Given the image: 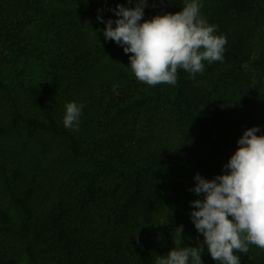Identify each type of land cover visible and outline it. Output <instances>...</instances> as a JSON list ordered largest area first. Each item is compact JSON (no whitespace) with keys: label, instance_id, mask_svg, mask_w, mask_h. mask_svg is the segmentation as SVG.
<instances>
[{"label":"trees","instance_id":"1","mask_svg":"<svg viewBox=\"0 0 264 264\" xmlns=\"http://www.w3.org/2000/svg\"><path fill=\"white\" fill-rule=\"evenodd\" d=\"M46 2L0 0V264H156L176 239L198 246L194 176L224 174L246 129L264 135V0H198L227 38L223 62L155 87L134 77L124 51L110 78L100 74L110 43L87 44L76 19L114 21L110 9L135 0ZM189 2L148 0L143 20ZM40 15L54 30L34 48ZM32 58L41 81L17 66ZM70 102L82 105L78 131L63 126ZM234 254L264 264L254 245ZM201 259L217 264L206 246Z\"/></svg>","mask_w":264,"mask_h":264},{"label":"clouds","instance_id":"2","mask_svg":"<svg viewBox=\"0 0 264 264\" xmlns=\"http://www.w3.org/2000/svg\"><path fill=\"white\" fill-rule=\"evenodd\" d=\"M135 5L117 4L110 9L117 19L103 21V35L131 54V73L138 81L152 87L174 86L178 69L194 79L204 72V61L223 62L227 38L214 34L217 26L201 16L198 0L186 3L179 12L148 20H143L148 0H135ZM81 112L82 105L67 103L63 126L78 131ZM259 131L253 126L243 132L238 148L224 165V174L211 180L199 173L194 176L196 184L190 191L203 199L190 202L194 209L190 218L204 239L196 247L183 248L176 239V247L159 256L156 264H203L205 246L217 264H241L234 253L247 254L249 245L264 250V135H257ZM176 228L177 236H182L183 226Z\"/></svg>","mask_w":264,"mask_h":264},{"label":"rangeland","instance_id":"3","mask_svg":"<svg viewBox=\"0 0 264 264\" xmlns=\"http://www.w3.org/2000/svg\"><path fill=\"white\" fill-rule=\"evenodd\" d=\"M54 1V3H45L47 9L56 10L60 7V4L57 3L56 0ZM107 2L111 8L115 7V5H112L113 0H107ZM76 19L77 21H79L80 27L82 28L81 35L85 38L87 44L93 45L99 43L101 40H105V37L103 35L105 23L103 22V20H98L97 16L92 12L80 14V16H78ZM52 22L53 20H51L49 16L40 15L35 18L34 24L31 27L30 36L32 42L31 45L34 46V48H41V46L44 45L46 33L53 32L54 30ZM108 42L110 43V45L105 51V59L102 63L100 74L106 75L108 78H110L111 73H113L117 68L123 55V47L116 44L114 41L108 40ZM40 52L41 51H36L37 54L34 52L33 57L40 59L38 58ZM38 64L39 62H37L35 58H32V60H29L27 64L21 60L17 66H19V68H23L24 66L30 67L32 69L31 74L33 78L37 81H41L42 71L38 67Z\"/></svg>","mask_w":264,"mask_h":264}]
</instances>
